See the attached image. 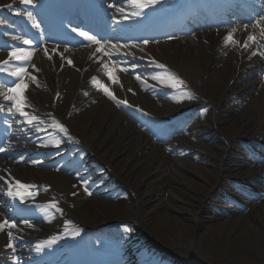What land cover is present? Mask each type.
<instances>
[{"label": "bare ground", "instance_id": "obj_1", "mask_svg": "<svg viewBox=\"0 0 264 264\" xmlns=\"http://www.w3.org/2000/svg\"><path fill=\"white\" fill-rule=\"evenodd\" d=\"M10 1L11 0H0V6L6 5ZM188 1L192 3L195 2L194 0ZM153 8L154 7L149 8L144 12L143 16L133 19V23L146 30L151 28L153 24L147 21L146 18L150 12H152ZM122 30H124V33ZM120 31H122V34H120L121 38L135 36V33L131 32L126 27H122ZM136 32L138 35V30H136ZM145 34L146 31L143 30L141 35ZM249 35H253V32L247 31L246 34L242 36V39L245 41L240 42L243 43V45L245 42H247L248 45L251 43L247 48L243 47V54L235 53L237 45L233 43L225 44V36H223V34L215 36V33L211 32H196L189 39H182L180 42H165L160 44L159 49L161 52L156 59L167 64L173 71L187 80L191 85L192 91L197 95V99L188 98L187 100L188 94L185 91L175 92V89L172 90V103L177 106V109L169 113L161 112L157 108L152 107L148 99L142 96V92H144L142 82L136 81L139 82L137 87L133 83L134 80L132 78H129V76L120 71L116 74L119 78V83L117 84H113L106 75L104 76L106 78L104 85L107 86L118 99L127 101V104L145 110L151 115L154 114L160 118L168 116L169 119H173L178 115L177 113H180V109L184 106H188L185 108L188 109L195 105L203 106L204 104L207 111H209L207 114L208 117L204 114L202 117L205 118L204 121L197 122L195 128L192 130L189 128L187 131L189 134L185 137V140L178 142L175 146L174 143L176 141L174 140L170 142V145H165L161 142L157 144L152 143L153 140L151 141V135H158L161 128L158 129L157 125L151 126L149 121L145 122V119L140 118L137 114L136 123H131L126 120L125 125H123V120H125L123 115L116 112L114 102L104 95L103 92L100 93L99 96H103L104 99L99 97L96 93L91 94L89 97L94 100L99 97L95 107L87 104V97L83 95V92L87 84L92 81L90 75H92L94 71L95 77H98L100 81L101 79L97 76L96 71L91 68L90 61L88 62L85 57H82L83 52L76 53L77 55L73 58L75 66L79 70L77 74L74 72L71 73L70 70H58V64H56L55 61L53 62V65L56 67L54 71L51 68V64L43 61H36L35 65L41 70L39 78L51 89V94H41L38 92L30 93L29 100L37 105L41 102L43 104H48V109H42L44 111L53 112L62 121L66 120V116L70 114L67 121L70 124L71 133L80 138L83 146L88 148L89 152L99 153L102 159H106L104 161L105 165L110 168L113 173H116L117 180L124 182L125 179L127 180L130 178L127 174H132L131 176L133 177L129 180L130 183L128 186L131 188V193L134 194L135 202L138 200V195L139 199L147 196L149 198L148 203L150 204V209L145 216L138 214L136 215L137 218L142 222V226L144 225L152 229L153 234L158 240L169 247L181 246V244L186 243L190 234L195 229L190 225L182 226L173 216L166 212L169 209L172 210L170 204L173 203L174 197L178 198L176 195L189 193V190H185L184 188L178 189L173 182L172 186H169V188L173 189L171 194L162 197L161 193L159 195L160 197L152 198L146 190L144 192L140 191V187L143 183L140 177H150L152 174L154 175L155 173L161 172H168L169 178L171 175L176 176L179 180L186 183L189 188L192 187L189 194L199 193L201 195V197H199L201 201L198 203L197 210L202 211V208H204L209 201L214 199L224 181L223 178L222 180L219 179L220 181L216 183L213 180L214 174L217 175V177L226 175L243 180L242 184L245 187L255 191L252 198L257 197L260 202L259 205H257L256 202H251L249 198L247 199L250 202H242L243 205L245 203V205L252 207L243 215L246 222L242 223L241 226L235 222L231 226V230L233 233H237V238L240 239L237 240L238 242L244 245L251 244L252 246H248L253 250H255V248L258 249L255 250L254 254L259 255L264 251V177L261 176H264V168L261 167L259 169L254 166L248 171H245L239 163L232 161L233 159L231 156V154H233V146L237 145V141L242 137H245L246 140L252 139L253 144H257L258 139L264 137L259 136L260 132L264 133V83H262L260 87L258 86V83L264 80V77L260 76L264 74V66L262 65V63H264V55H261V53L264 52V48L261 47L259 43V37H256L257 42L255 43L247 41ZM119 47L122 50L117 52L118 55H122V53H120L122 51L129 55H136L139 53L138 50L122 48L121 45ZM137 47L141 49V46ZM148 50H150V47ZM253 52L258 53L255 56H257L259 62L257 60H252ZM140 53L146 56L145 52ZM96 55L100 56L103 64L108 63L111 65L112 62L109 61L108 56L102 53H96ZM247 55L248 58L245 60ZM115 56L119 64L128 63V60L117 55ZM238 56L240 57L238 58ZM140 58H129V60L139 61ZM143 61H147V59L144 58ZM139 67L141 66L136 65L128 69H136ZM86 69L93 70L87 73L84 72ZM143 74L144 72L140 71L137 75H139L142 80L148 81L147 76H141ZM257 76L258 78L256 79ZM204 77L205 81H202ZM246 78H248V81H245ZM65 81H67V83H65ZM230 81H233L231 87H229ZM129 89H131V91H129ZM57 93L61 95L60 101H57L59 104L57 103V105L51 106V102H54L53 98ZM216 93L217 98L212 99L211 96ZM168 96H170V94H168ZM231 101L233 102L232 104ZM172 103L167 102V104L173 107ZM238 103H246L239 113V118H241V120L236 118L232 123H224L218 119L217 112L220 113L221 106L228 105V111L233 112L236 110ZM73 113H77V115H73V117L70 118ZM46 122L48 132H57L52 122L49 120ZM259 124L263 126L260 127L259 133L254 134ZM7 127V125H3V134ZM207 132H211V134L207 136ZM144 133H147L150 137ZM204 136L207 137L206 140ZM217 137L222 140L224 139V141H219ZM210 138H214V144L216 146L201 148L200 153H197L195 150H199L200 148L197 141H208L209 143ZM253 139H255V141ZM262 140L264 139L262 138ZM234 141H236V143H234ZM217 143L219 146H217ZM108 144H110V146ZM90 146L92 149H90ZM167 146L173 149L171 155L166 153ZM129 149L131 150L130 155L132 156L140 153L142 154L144 158L141 164L138 162L132 164L136 157L132 159L127 155L129 154ZM145 151H148L146 155H144ZM32 153L36 155L43 154L40 151L30 152L27 149H23L20 151L19 155H21V158H25L31 156ZM49 153L50 150L45 152V154ZM186 153L189 154L185 155ZM1 154L16 155L15 152L10 153L9 150H3ZM229 154L230 156H228ZM224 155L228 156L225 160L222 159ZM107 156L110 159L116 158L115 160H119L122 167L118 162L111 164ZM196 158L198 161L205 158L203 165L207 168L195 167L193 163ZM213 159L217 162L216 166L212 165ZM179 160L183 164L179 165ZM98 161L102 160L98 158ZM115 167L117 168L115 169ZM179 170L188 172L192 175L194 180L192 181L189 178L185 179V177L180 174ZM21 172L22 174L16 173V176L21 180L23 178L25 181H30L32 183L49 185L52 191H57V189L66 191L70 181L73 182L70 177H66L62 174H50L42 171H34V169L21 170ZM254 182L258 184V186L249 185V183ZM208 188H215V192L208 193ZM70 192L73 193V190ZM84 196L85 197H83L81 193L76 196L74 201L75 212H69L68 217L75 222H79V220H96L101 213L105 214L103 206L106 204L103 201H98V203L87 195ZM96 204H99V207H95ZM117 204L118 205H115L116 209L120 210L121 204H119V202H117ZM203 216L211 222L218 219L217 214L212 213L208 216L207 211L204 212ZM236 216L237 218L235 220L240 219L242 215ZM193 218L195 219L196 217ZM57 221H59V219H57ZM256 222L257 224L254 227ZM96 226L98 227L101 225L98 222L92 226H87V228L91 229ZM221 226H223V224ZM261 226L263 227V231ZM58 227L59 223L55 225L54 228H49L47 226L45 229L54 231V229ZM238 229L243 232H239ZM54 238L57 239L56 237ZM90 244L91 242H89V246ZM128 244H135V242L129 239L124 240L123 246ZM2 245V239L0 238V247ZM10 249L11 248L8 247L5 251ZM119 251L121 250L119 249ZM2 252L4 251H1L0 255L4 254V257H7V254ZM148 253L150 254L149 249Z\"/></svg>", "mask_w": 264, "mask_h": 264}, {"label": "rangeland", "instance_id": "obj_2", "mask_svg": "<svg viewBox=\"0 0 264 264\" xmlns=\"http://www.w3.org/2000/svg\"><path fill=\"white\" fill-rule=\"evenodd\" d=\"M196 83V82H195ZM212 99L217 98V93L211 96ZM233 102L231 101V104ZM247 103V102H246ZM246 103L237 104V108L235 111L231 112L228 111V105L221 106L220 113L217 112V117L220 119L221 122H227L232 123V121H235L236 118H239V113L243 109ZM208 117V116H206ZM123 125H125V122L128 118H124ZM129 120V119H128ZM198 120V119H197ZM203 121V120H202ZM195 121H188V125L194 124ZM253 128V127H252ZM185 133V132H184ZM184 133H178L173 135V139H178L181 135H185ZM211 132H207L206 135H210ZM259 136H262V133H259ZM188 135V134H187ZM172 138V136H171ZM207 137L204 136V139L206 140ZM209 139V138H208ZM219 141H224V139H220L217 137ZM246 140L245 137H242L240 139V143L237 142V145L233 146V154L232 161L237 162L239 161L242 163V166H245L243 163L245 161H251L249 158L241 157L240 155H247L246 148H243L241 143H244ZM214 138H210V142L208 141H198L199 144V150L201 148H206L210 146H216L214 144ZM248 141V140H246ZM258 145L250 147V151L252 153H260L258 154L261 158H263L264 161V140L258 139ZM236 143V141L234 142ZM178 144V143H176ZM110 146V144H108ZM217 146L218 143H217ZM94 148V147H93ZM90 149L92 147L90 146ZM203 152V151H202ZM201 152V153H202ZM127 154L132 159L134 157V161L132 164H136L138 162L141 164L143 161L142 154H136L135 156L130 155L131 150H128ZM148 151H145L144 155H146ZM167 154L171 155L170 149L167 148L166 151ZM206 156V155H204ZM230 156V154L228 155ZM228 156L224 155L222 157L223 160H225ZM241 157V158H239ZM206 158V157H205ZM205 158H202L200 161L197 160V158L194 160L195 162L193 165L195 167H204L203 165L205 162ZM108 161H111V164L117 163L121 166V162L119 160L110 159L107 156ZM180 161V160H179ZM212 165L216 166L217 162L216 160H212ZM253 165L254 162H252ZM181 161L179 162V165H181ZM185 165V164H184ZM255 166H260V168H264V163L259 162V164H256ZM122 167V166H121ZM117 167H115L116 169ZM259 168V167H258ZM259 168V169H260ZM188 170V167H187ZM116 171V170H115ZM178 171V170H176ZM125 172V171H124ZM180 174L186 178H189L190 180H194L192 175H190L188 172H183L179 170ZM189 175H188V174ZM124 174V173H122ZM127 174V173H126ZM129 174V173H128ZM130 178L127 180L125 179L124 182L126 186L124 187V192H126V199L117 200L116 202L114 200H110L109 198H105L103 201L106 205H104V211L105 214H101L99 217V221L106 220V223L112 224L114 222H129L135 225V227L138 229L139 233L144 236L146 242L149 244L151 248H154L157 252H159L161 255L164 254L165 257L171 258L174 262H177L178 264H264V251L262 254L255 255V250H258L255 248L253 250L250 246L251 244L244 245L241 242H238L237 240H240L237 238V233H233L231 230V226L236 222L239 226L242 225V223L246 222L245 218H243V215L247 213L252 206L244 205L242 202H256L257 205H259V198L255 197V199L252 198L254 195V190L245 187L242 185V193L240 195H231V192H229L231 198L235 201L233 203H229L228 207L225 206L222 202L223 195L222 191L225 188L224 181L222 182V185L220 186V190L215 195L214 199L208 202L206 206H204L203 211L197 210L198 203L201 201L199 197L201 195L199 193H193L192 195L190 193V189L186 183H184L182 180H179L176 176H170L168 172H161V173H155L154 175L150 177L142 176L140 179L143 181L140 191L148 192L149 196L152 198L154 197H160L159 195L162 193V197L171 194L173 189L169 188V186H172V183L174 182L178 189L184 188L185 190H189V193L185 194H178L174 197L173 203L170 205L172 206V210H167L166 212L173 216L178 223H180L182 226L190 225L193 226L195 229L190 234V237L187 239L186 243L181 244V246H175V247H169L166 244H163L162 241H159L158 238L153 234L152 229H150L147 226H142V222L137 218L136 215L145 216V214L150 209V204L148 203L149 198L147 196L140 198L138 195V200L135 202L134 194L131 193V188H129L130 179H132V174L128 175ZM264 177L263 175H261ZM145 177V178H144ZM144 178V179H143ZM227 179V180H233V181H240L241 179L237 177H230V176H222L217 177V175L214 174L213 180L218 183L219 179ZM263 179V178H262ZM172 180V181H171ZM239 184V183H238ZM249 185H256L258 184L249 183ZM223 189V190H222ZM215 188H208V193H214ZM228 193V191H227ZM237 193V192H236ZM236 197V198H235ZM250 201H248V199ZM95 199V198H94ZM241 200V201H240ZM97 201V200H96ZM119 201L120 210L116 209L115 205H118L117 202ZM98 202V201H97ZM258 202V203H257ZM99 203V202H98ZM95 207H99V204H96ZM200 207V205H199ZM256 208V207H253ZM125 209V210H122ZM227 210V211H226ZM207 211L208 216L210 214H217L218 219L213 220L212 222L209 219H205L203 216L204 212ZM106 215V216H105ZM236 215H242L240 219H237ZM212 216V215H211ZM193 217H196L195 219ZM223 224V226H221ZM257 222L254 224V227L256 226ZM244 226V225H243ZM242 226V227H243ZM262 227V226H261ZM189 228V227H188ZM263 231V227L261 228ZM239 232H243L242 230H239ZM252 246V245H251ZM130 258H125L122 263L120 264H134V262H128ZM163 264H166L163 262Z\"/></svg>", "mask_w": 264, "mask_h": 264}, {"label": "snow or ice", "instance_id": "obj_3", "mask_svg": "<svg viewBox=\"0 0 264 264\" xmlns=\"http://www.w3.org/2000/svg\"><path fill=\"white\" fill-rule=\"evenodd\" d=\"M130 2L132 4L133 8L136 9L135 11H132L131 13L125 14V10L123 8L118 9V11L121 13V19L123 21H127L129 19H137V18L143 16L145 8L153 7L156 4L161 3L162 0H130ZM21 3H24L26 5H30V4H32V0H21ZM26 15H27V18L30 21H32V26L34 28L38 29L39 24H37L35 22V18L33 17L32 13L29 11V12H26ZM262 22H264V16H261L255 22V27L259 28L260 29V35L264 36V24H262ZM244 27H245V29H247L248 25H245ZM72 31L75 32L78 36L82 37L84 40H87L90 44L97 45V47L95 49V51L97 53H103V55H106L109 57L111 56V53L105 49L104 44H102L101 41L96 38V36L90 34L89 32L79 30L77 28H73ZM235 31H236V29L234 28L231 33H229L227 36L224 37L225 44L239 43L238 41H235L233 39V33ZM247 41L253 42V43L257 42L256 36L249 35L247 37ZM144 43L147 44L148 41L145 40ZM24 44L30 45L31 41L25 40ZM248 46L249 45L247 42H245V44L243 45L244 48H247ZM112 47H113V49L116 48V46H112ZM124 47H127V46H124ZM53 51H55V49ZM65 51H67V49H65ZM45 52L47 54V49H45ZM257 54H258L257 52H253V55H257ZM61 55H63V54H61ZM261 55H264V53H261ZM32 56H33L32 51L26 50L23 48L14 49L13 51H11L9 53L10 60L19 61V62H21L22 65H26L31 60ZM49 58H51V57H49ZM3 63L6 65L8 63V61H5ZM67 63L72 64V60L68 59ZM152 63L156 64V67L158 69L164 70L162 75H154L152 77L153 79L158 80L161 83L168 84L173 88L182 87L184 85V81L182 79H180L175 73L168 71L164 64L156 63L154 60L152 61ZM33 67H35V65H33ZM133 67H135V66H133ZM102 69H103L104 75H106L107 78L113 84L119 83V78L116 75L117 71H120V72H127L128 71L127 68L120 66L119 62H117V61H112L111 65H109L108 63H104L102 65ZM5 70H6L5 68L0 67V72H3ZM37 71H38V69H37ZM9 75L15 77L17 82L15 83V85L13 87L8 88V90H7L8 94L4 96V99L6 101L11 102V107L15 108V110L20 115L28 116L29 114L25 111V108L29 107V105L27 103V98L25 96V91L28 88V85L25 83V77L30 76V74L27 72L26 66H20V67H16L11 72H9ZM30 78L33 81H35V79H36L34 76H31ZM136 79L139 81V80H141V77L139 75H137ZM141 82L143 83V81H141ZM92 83L97 87L98 90H102L104 95H106L109 99H112L113 101H115L117 103V105L123 104V105L127 106V101H122V100L118 99L115 96V94L107 86H105L97 77L92 78ZM129 91H131V89H129ZM188 98L189 99L193 98L191 93L188 94ZM35 120H37V117L31 116L28 120V123H32ZM54 127L58 128L59 131L64 133L65 135L68 134V129L63 124H61L60 122L55 121ZM59 143H60V141L57 140L56 144L59 145ZM0 151H3V149L0 148ZM31 187H33V186L24 184L19 180H15L14 185L9 186L8 195L13 197L14 199H16V198L24 199L25 196H31L32 195V193L29 191V189ZM84 190H85V192H88L87 188H85ZM88 194L91 195V192H88ZM73 195H75V193H73ZM48 208L55 209L56 211H62V209H60L58 207V202L55 200L48 205ZM24 223L28 224V226L31 227V225L28 223V221H24ZM5 226H7L9 228H15L16 224H15V222L9 223L8 221L0 222V230H3V228ZM74 235H79V230H77L74 233ZM8 237H9L8 247L13 248V251H14L13 244L11 243V241L13 239V234L11 231L8 232ZM45 243L47 245L55 244L56 239L52 238V239L46 241ZM44 247H45L44 244L37 245L36 251L40 252L43 250Z\"/></svg>", "mask_w": 264, "mask_h": 264}]
</instances>
